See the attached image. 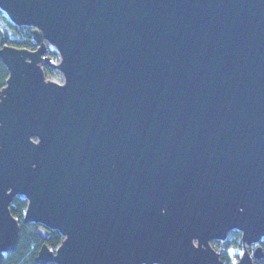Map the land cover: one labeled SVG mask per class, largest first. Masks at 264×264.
I'll list each match as a JSON object with an SVG mask.
<instances>
[{"label": "water", "instance_id": "1", "mask_svg": "<svg viewBox=\"0 0 264 264\" xmlns=\"http://www.w3.org/2000/svg\"><path fill=\"white\" fill-rule=\"evenodd\" d=\"M0 252L23 222L40 264H234L264 248V0H0ZM54 47L61 57L50 62ZM49 65L63 82L46 79Z\"/></svg>", "mask_w": 264, "mask_h": 264}, {"label": "trees", "instance_id": "2", "mask_svg": "<svg viewBox=\"0 0 264 264\" xmlns=\"http://www.w3.org/2000/svg\"><path fill=\"white\" fill-rule=\"evenodd\" d=\"M4 44H10L15 47L34 48V39L31 36V26L15 25L10 21L8 16L0 9V47ZM55 52V51H53ZM46 71H51L49 65H45ZM9 70L0 58V88L6 84ZM27 200L22 195L14 196L13 202L10 204V211L13 216L18 218L19 230L16 246L13 250L0 252V264H40L35 261L39 247L46 242L51 248L59 245L63 238L60 231L47 228L48 234L45 239L37 232L39 224L36 222H23L24 210ZM220 246L221 264H231V259L227 254V247L242 246L241 234L238 229L232 228L225 240L216 241ZM260 244L264 247V241ZM45 264H57L49 262ZM255 264H264V258L255 261Z\"/></svg>", "mask_w": 264, "mask_h": 264}, {"label": "rangeland", "instance_id": "3", "mask_svg": "<svg viewBox=\"0 0 264 264\" xmlns=\"http://www.w3.org/2000/svg\"><path fill=\"white\" fill-rule=\"evenodd\" d=\"M54 54L56 55V51L54 52ZM57 78L60 77L61 72L59 70H55L53 73ZM229 235V232H228ZM225 240V239H222ZM261 241H264V237H262L259 241L251 243L250 245H248V249H252L254 248V246L256 245V243H259ZM215 240H211V245L214 246ZM242 245V242H241ZM215 247V246H214ZM243 251V245L242 246H234L233 247H227V254L231 259V264H234V262L239 258V255L241 254V252Z\"/></svg>", "mask_w": 264, "mask_h": 264}, {"label": "built area", "instance_id": "4", "mask_svg": "<svg viewBox=\"0 0 264 264\" xmlns=\"http://www.w3.org/2000/svg\"><path fill=\"white\" fill-rule=\"evenodd\" d=\"M35 47H36V43H35V41H34V48H32V49H35ZM53 51H56V49L54 48V47H49V49H48V51H47V55H48V58H50V62H53V63H58L59 61H60V59H61V57L59 56V53L56 51V55L54 54V52ZM44 64H43V69H44ZM51 71L49 72V71H46L45 69H44V73H45V78L46 79H50V80H52V79H54V80H56V81H58V82H63V74H61L60 75V77L59 78H57L53 73H54V71L55 70H57V69H55V68H52L51 67ZM17 218V217H16Z\"/></svg>", "mask_w": 264, "mask_h": 264}, {"label": "flooded vegetation", "instance_id": "5", "mask_svg": "<svg viewBox=\"0 0 264 264\" xmlns=\"http://www.w3.org/2000/svg\"><path fill=\"white\" fill-rule=\"evenodd\" d=\"M226 238H227V237H226ZM226 238H225V239H226ZM221 240H222V239H221ZM241 242H242V241H241ZM216 243H217V242H216V240H215V243H214V246H215V247H214V248L220 252V249H221V248H220V246H218ZM258 244H259V243H258ZM261 245H262V244H261ZM212 246H213V245H212ZM255 246H256V245H255ZM255 246H254V247H255ZM262 246H263V245H262ZM243 247H244V245H243ZM263 248H264V247H263ZM249 250H250V252L252 253V251L254 250V248L249 249ZM241 253H242V252H241ZM219 256H220V255H219ZM239 257H240V256H239ZM220 258H221V256H220ZM263 258H264V257H263ZM237 260H238V259H237ZM237 260H236V261H237ZM258 260H261V259H255V260H254V264H255V261H258ZM236 261H235V262H236ZM235 262H234V263H235Z\"/></svg>", "mask_w": 264, "mask_h": 264}]
</instances>
